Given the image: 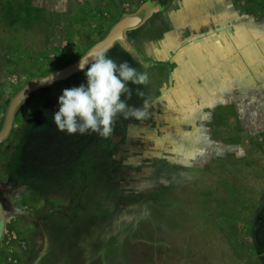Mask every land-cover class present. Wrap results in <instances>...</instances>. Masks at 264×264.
Instances as JSON below:
<instances>
[{"label":"rangeland","instance_id":"rangeland-1","mask_svg":"<svg viewBox=\"0 0 264 264\" xmlns=\"http://www.w3.org/2000/svg\"><path fill=\"white\" fill-rule=\"evenodd\" d=\"M132 14L102 53L146 73L128 103L147 117L58 131L91 63L33 90L0 143V264H264V0H0V129L29 80Z\"/></svg>","mask_w":264,"mask_h":264},{"label":"clouds","instance_id":"clouds-1","mask_svg":"<svg viewBox=\"0 0 264 264\" xmlns=\"http://www.w3.org/2000/svg\"><path fill=\"white\" fill-rule=\"evenodd\" d=\"M92 61L85 72L86 85L64 89L58 98L59 110L52 119L56 129L68 135L97 134L108 138L119 116L138 121L147 117L146 110L128 103L133 95L129 85L145 84L147 75L127 61L117 63L105 53L96 55ZM87 63L81 62V71Z\"/></svg>","mask_w":264,"mask_h":264},{"label":"water","instance_id":"water-1","mask_svg":"<svg viewBox=\"0 0 264 264\" xmlns=\"http://www.w3.org/2000/svg\"><path fill=\"white\" fill-rule=\"evenodd\" d=\"M142 20V16L138 14H132V15H126L122 19H120L107 33V35L96 42L84 55L79 57L74 62L61 67L59 69H56L52 72H50L47 75L44 76H38L34 77L31 80H29L18 92L17 94L12 98L9 107L6 112L5 120L3 123L2 128L0 129V143L5 141L13 127H14V121H15V115L18 106L26 99V97L35 89L50 85L54 82L65 80L68 77L72 76L74 73L80 71L79 65L81 62H87L85 67L92 63V58L96 55L104 52L108 48H110L116 41H122L124 42L125 37V31L130 28L134 27L137 24H139ZM47 78V79H44ZM5 218L6 214L5 211L2 208V204L0 202V237L3 233L4 226H5Z\"/></svg>","mask_w":264,"mask_h":264},{"label":"snow or ice","instance_id":"snow-or-ice-1","mask_svg":"<svg viewBox=\"0 0 264 264\" xmlns=\"http://www.w3.org/2000/svg\"><path fill=\"white\" fill-rule=\"evenodd\" d=\"M239 27H240V24L238 22V29ZM252 27H254L258 32L264 33V25H253ZM192 87L193 85H188L189 96L185 100L181 101L182 104H189L190 99H194V97L191 96ZM227 87H228V84L225 82L219 86V90H226ZM186 112L188 113V115H182L181 119H184V120L190 119L192 113L199 112V108L188 107L186 109Z\"/></svg>","mask_w":264,"mask_h":264}]
</instances>
